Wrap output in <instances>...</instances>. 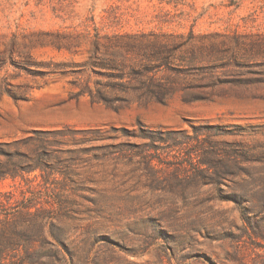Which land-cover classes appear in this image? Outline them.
<instances>
[{
	"label": "rangeland",
	"instance_id": "obj_1",
	"mask_svg": "<svg viewBox=\"0 0 264 264\" xmlns=\"http://www.w3.org/2000/svg\"><path fill=\"white\" fill-rule=\"evenodd\" d=\"M0 171L34 264H264V0H0Z\"/></svg>",
	"mask_w": 264,
	"mask_h": 264
},
{
	"label": "trees",
	"instance_id": "obj_2",
	"mask_svg": "<svg viewBox=\"0 0 264 264\" xmlns=\"http://www.w3.org/2000/svg\"><path fill=\"white\" fill-rule=\"evenodd\" d=\"M3 179V175L0 171V180ZM13 195L5 196L0 195V264H34L32 257V245L33 239L25 235V230L21 222H19V213H12L10 208H15ZM32 207H25L24 216L30 215V209ZM21 250L25 251L26 257L21 255Z\"/></svg>",
	"mask_w": 264,
	"mask_h": 264
}]
</instances>
